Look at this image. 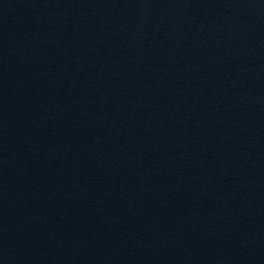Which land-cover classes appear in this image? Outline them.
I'll return each mask as SVG.
<instances>
[{
    "label": "water",
    "instance_id": "95a60500",
    "mask_svg": "<svg viewBox=\"0 0 264 264\" xmlns=\"http://www.w3.org/2000/svg\"><path fill=\"white\" fill-rule=\"evenodd\" d=\"M0 264H264V26L0 0Z\"/></svg>",
    "mask_w": 264,
    "mask_h": 264
}]
</instances>
